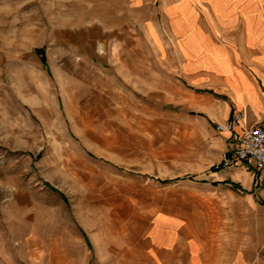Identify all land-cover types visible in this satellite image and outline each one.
<instances>
[{
	"label": "rangeland",
	"instance_id": "1",
	"mask_svg": "<svg viewBox=\"0 0 264 264\" xmlns=\"http://www.w3.org/2000/svg\"><path fill=\"white\" fill-rule=\"evenodd\" d=\"M184 1L205 12L195 0H0V264H98L100 247L137 240L164 207L208 215L217 197L203 180L221 147L188 103L197 88L176 75L163 99L148 89L157 79L123 73L136 41L156 67L149 31L172 45L165 12Z\"/></svg>",
	"mask_w": 264,
	"mask_h": 264
},
{
	"label": "crops",
	"instance_id": "2",
	"mask_svg": "<svg viewBox=\"0 0 264 264\" xmlns=\"http://www.w3.org/2000/svg\"><path fill=\"white\" fill-rule=\"evenodd\" d=\"M195 1L205 9L189 19L199 55L192 51L190 32L179 30L186 19L179 10L170 11L171 4L165 16L172 26V45L164 41V34L161 38L150 29L149 40L157 39L160 61L155 67L151 60H139L134 55L139 43L131 42L124 77L131 82L157 79L160 86L151 85L149 91L170 99L169 80L177 75L197 88L200 96L188 103L202 109L207 122L221 123L241 114L237 129L263 122L264 0ZM150 49L153 52V43ZM170 52L175 53L173 61ZM216 131L222 155L230 145V133L217 130V125ZM253 165L222 167L204 178L205 192L217 197L208 215L190 218L180 205L164 207L148 218L137 240L100 247L98 264H264V171L257 175Z\"/></svg>",
	"mask_w": 264,
	"mask_h": 264
},
{
	"label": "built area",
	"instance_id": "3",
	"mask_svg": "<svg viewBox=\"0 0 264 264\" xmlns=\"http://www.w3.org/2000/svg\"><path fill=\"white\" fill-rule=\"evenodd\" d=\"M217 123V130L230 133V145L223 151L216 167H227L238 164L247 166L253 161V169L257 175L264 171V121L252 126L236 128L240 117Z\"/></svg>",
	"mask_w": 264,
	"mask_h": 264
},
{
	"label": "bare ground",
	"instance_id": "4",
	"mask_svg": "<svg viewBox=\"0 0 264 264\" xmlns=\"http://www.w3.org/2000/svg\"><path fill=\"white\" fill-rule=\"evenodd\" d=\"M173 11H178L182 14V17L186 19V21L183 23V25L178 26L179 30L184 32V33H189V40L192 43V51H194L195 54L199 55V45H198V41L195 40L194 34L192 33V29H193V23L189 22V19L191 18L192 15V10L191 7L188 5V3H186V1H184V3H178L175 4L174 7L172 8ZM208 64V63H207ZM209 65V64H208ZM221 70H224V68L221 67ZM195 103V102H192Z\"/></svg>",
	"mask_w": 264,
	"mask_h": 264
},
{
	"label": "trees",
	"instance_id": "5",
	"mask_svg": "<svg viewBox=\"0 0 264 264\" xmlns=\"http://www.w3.org/2000/svg\"><path fill=\"white\" fill-rule=\"evenodd\" d=\"M222 167H213L212 168V171L213 172H216V171H219L220 169H221ZM191 178H193V176H191ZM171 180H163V182L164 183H167V182H170ZM218 183H214V185H217ZM233 186H235V187H239V184H235V183H233ZM64 197V196H63Z\"/></svg>",
	"mask_w": 264,
	"mask_h": 264
}]
</instances>
